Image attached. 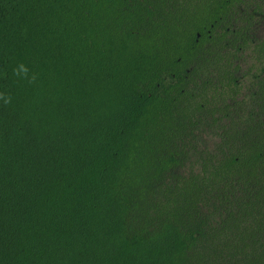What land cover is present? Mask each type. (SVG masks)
I'll return each instance as SVG.
<instances>
[{"label":"trees","instance_id":"trees-1","mask_svg":"<svg viewBox=\"0 0 264 264\" xmlns=\"http://www.w3.org/2000/svg\"><path fill=\"white\" fill-rule=\"evenodd\" d=\"M245 4L0 0V264H264Z\"/></svg>","mask_w":264,"mask_h":264},{"label":"clouds","instance_id":"clouds-1","mask_svg":"<svg viewBox=\"0 0 264 264\" xmlns=\"http://www.w3.org/2000/svg\"><path fill=\"white\" fill-rule=\"evenodd\" d=\"M12 75L17 79L25 80L29 85H34L38 79V76L34 72H30V69L24 63H19L12 69ZM13 97L11 94L0 91V102L4 106H8L12 103Z\"/></svg>","mask_w":264,"mask_h":264},{"label":"flooded vegetation","instance_id":"flooded-vegetation-1","mask_svg":"<svg viewBox=\"0 0 264 264\" xmlns=\"http://www.w3.org/2000/svg\"><path fill=\"white\" fill-rule=\"evenodd\" d=\"M263 9H264V0H246V4L245 6H243V11L245 15H243L242 17L249 19V21L251 22L249 36L254 42H257L251 36V30L254 24V18L257 15L262 14ZM248 14H251V17H249ZM236 18L239 19V16L237 15Z\"/></svg>","mask_w":264,"mask_h":264},{"label":"rangeland","instance_id":"rangeland-1","mask_svg":"<svg viewBox=\"0 0 264 264\" xmlns=\"http://www.w3.org/2000/svg\"><path fill=\"white\" fill-rule=\"evenodd\" d=\"M251 36L257 42L264 41V9L262 14H259L254 18Z\"/></svg>","mask_w":264,"mask_h":264}]
</instances>
